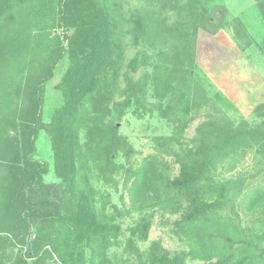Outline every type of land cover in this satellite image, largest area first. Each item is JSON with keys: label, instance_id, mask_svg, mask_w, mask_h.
Returning <instances> with one entry per match:
<instances>
[{"label": "trees", "instance_id": "16d2710c", "mask_svg": "<svg viewBox=\"0 0 264 264\" xmlns=\"http://www.w3.org/2000/svg\"><path fill=\"white\" fill-rule=\"evenodd\" d=\"M258 5L264 16V0ZM216 9H222L220 22L190 5L185 23L176 25V87L171 80L167 85L177 93L172 106L175 102L187 114L211 100L203 87L193 85L192 71L199 31L215 36L227 25V10ZM132 21L137 38L174 31L162 28L151 15H133ZM118 29L107 0H0V264H110L109 251L122 229L107 218L106 205L98 208L97 191L86 172L92 163L109 186H119L116 172L121 176L129 170L140 186L160 182L161 208L181 215L177 226L189 236L190 250L173 254L155 241L143 264H186L188 258L207 264H263V235L234 219L232 191L239 180L221 185L214 171L219 157L232 166L250 143L264 153V127L235 126L225 119L203 122L196 146L179 156L178 176L162 181L154 166L144 175L132 171L135 151L118 126L124 111L116 121H105L123 69ZM66 54L70 65L56 86L63 104L47 124L42 118L45 86ZM124 77L125 95L136 96L140 83L129 74ZM255 109L264 113V103ZM41 130L51 140L57 182L44 180L48 168L35 158ZM120 155L123 162H118ZM243 188L239 183L238 196ZM255 192L264 199V188ZM227 205L232 214L223 209ZM152 223L150 216L142 219L129 247H136V239L148 241ZM17 248L22 250L15 254Z\"/></svg>", "mask_w": 264, "mask_h": 264}, {"label": "rangeland", "instance_id": "374dc122", "mask_svg": "<svg viewBox=\"0 0 264 264\" xmlns=\"http://www.w3.org/2000/svg\"><path fill=\"white\" fill-rule=\"evenodd\" d=\"M112 7L118 26L120 53L123 66L120 87L114 95L111 112L107 113L106 122L116 121L124 111L118 123L120 134L132 145L135 153L131 170L139 174H148L154 166L164 181L173 179L180 173L179 156L189 147L196 146L198 127L203 122L225 119L235 126L245 124L248 128L264 127V113L255 111L258 104L264 103V16L258 0H107ZM200 6L203 13L213 22H220L222 9L227 10V25L215 36L200 30L198 61L192 76L193 85L205 89L211 99L200 102V106L187 114L176 101V90L170 89L172 70L176 67V25L184 24L187 17L186 7ZM133 15L153 16L167 31L162 37L137 38L133 27ZM63 34L62 29L58 30ZM174 35V36H173ZM66 44V43H65ZM133 60L134 66H132ZM70 65L66 54L54 70V77L46 83L42 118L50 123L53 113L63 104L62 93L57 89ZM124 73L129 74L140 85L137 95H125ZM129 99V100H128ZM128 104V105H127ZM216 109L219 110L216 113ZM86 131L82 130V142ZM172 138V140H167ZM36 160L45 164L48 173L44 180L57 182L54 169V157L51 140L45 130H41L36 140ZM216 161L214 177L219 184L238 181L244 185L238 196L239 183L232 191L236 201L235 222L253 232L262 234L261 212L264 199L256 188H264V153L255 142L250 143L239 159L232 166ZM122 155L118 162H123ZM89 184L97 191L98 208L105 207V215L120 225L122 232L118 244L109 251L110 264H143L146 252L155 241H160L164 248L176 254L190 250L189 236L180 230L177 222L181 215L162 209L158 195L161 183L153 186L135 184L130 170L122 175L115 174L120 180L118 187L107 185L99 167L92 163L87 171ZM121 178V179H120ZM230 197L225 201H229ZM232 214L229 205L224 206ZM152 218L149 239L146 242L135 240L136 247H129L133 230L143 218ZM192 239L196 238L193 234ZM264 243V242H263ZM20 248L15 250L17 254ZM26 249L23 250V254ZM90 258V252L87 254ZM48 264H54L51 261ZM87 264H93L90 260ZM186 264H207L201 259L186 260ZM264 264V263H263Z\"/></svg>", "mask_w": 264, "mask_h": 264}]
</instances>
